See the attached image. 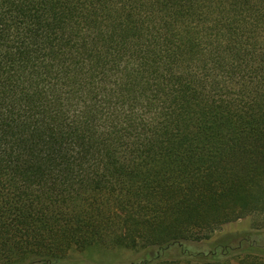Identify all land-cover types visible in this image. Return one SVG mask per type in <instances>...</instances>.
Instances as JSON below:
<instances>
[{"label": "trees", "instance_id": "trees-1", "mask_svg": "<svg viewBox=\"0 0 264 264\" xmlns=\"http://www.w3.org/2000/svg\"><path fill=\"white\" fill-rule=\"evenodd\" d=\"M261 212L264 0H0V264H264L187 245Z\"/></svg>", "mask_w": 264, "mask_h": 264}, {"label": "rangeland", "instance_id": "rangeland-1", "mask_svg": "<svg viewBox=\"0 0 264 264\" xmlns=\"http://www.w3.org/2000/svg\"><path fill=\"white\" fill-rule=\"evenodd\" d=\"M246 234H250L251 240L254 242L249 246L251 251L258 253L262 251L264 253V212L253 213L235 221L225 223L212 233L209 238L200 240L199 242H187V245L193 251L207 253L210 250L209 246L211 244H216L220 240H223L225 243L236 245L238 241L244 239ZM235 253L233 257L237 256V252ZM141 254L131 250L116 251L114 256L110 258L112 261H109V263L117 264L136 261L141 257Z\"/></svg>", "mask_w": 264, "mask_h": 264}]
</instances>
